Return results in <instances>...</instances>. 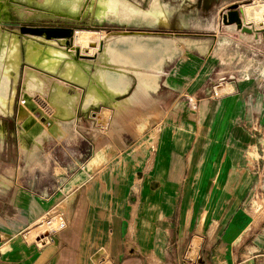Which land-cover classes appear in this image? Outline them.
Returning <instances> with one entry per match:
<instances>
[{"label":"crops","instance_id":"0c3cea01","mask_svg":"<svg viewBox=\"0 0 264 264\" xmlns=\"http://www.w3.org/2000/svg\"><path fill=\"white\" fill-rule=\"evenodd\" d=\"M122 1L145 12L161 5L162 32L186 31L181 17L187 10L219 8L221 15L237 4L253 32L225 26L231 43L264 52V0ZM177 40L185 53L199 47L211 52L206 43L191 40L188 48L180 41L185 39ZM104 62L99 56L78 59L63 72L66 79L82 75L89 107L128 90V73L115 69L118 75L106 79L102 71L111 65ZM164 63L165 57L156 84L137 79L140 89L152 92L114 100L116 110L122 119L136 110L151 112L153 94L169 97L173 91L179 99L144 138L96 142L92 156L66 180L60 200L36 197L20 185L26 162L17 130L12 161L7 142V122L18 109L11 117L0 115V264H264V206L255 208L254 200L264 198V74L235 71L211 87L219 62L196 57L159 84ZM121 119L113 123L114 133L123 127ZM20 161L24 166L17 167ZM10 168L16 171L9 177ZM59 206L64 217H52ZM44 216L52 219L33 235Z\"/></svg>","mask_w":264,"mask_h":264},{"label":"rangeland","instance_id":"374dc122","mask_svg":"<svg viewBox=\"0 0 264 264\" xmlns=\"http://www.w3.org/2000/svg\"><path fill=\"white\" fill-rule=\"evenodd\" d=\"M5 1L7 2L5 6L7 11L0 15V59L6 53L13 35H16L17 51L19 55L17 71L13 70L11 72L10 95L15 91V94L13 95V111L8 114L7 117H11L15 114L14 106L16 111L19 107L20 97L23 90L24 70L31 54L29 40L34 39L42 41L40 38H35L28 34H21L20 29L22 27H75V30L95 32L105 31L113 37L124 33H132V35L136 36L135 34H138L137 32H142V37L144 38L173 39L171 37H176L175 39H185L180 41L186 44L188 48L192 47L194 44L191 40L206 43L210 47L211 52L209 54H203L208 52V49H205L204 47H199L201 53L197 50L185 53L183 48H176L171 58L165 54V63L161 70L162 74L159 78V84L163 76L164 83L166 77L167 81L173 79L171 72L179 63L196 57L203 59L217 58V62L219 63L217 70L212 75V80L210 81L211 87H216L217 85L224 83L225 81L221 80L222 77L235 71H242V73L247 74L248 76L257 73L264 74V52L260 51V53H258V51L251 50L248 48L247 44L242 41H235V43L232 44V33L228 31L230 28L228 29V27H225L221 23L219 8H214L210 12L204 13L197 12L196 10H187L186 16L181 17V26L186 28V31L162 32L161 27L166 26L161 25L163 24L161 22L149 24L138 19L126 21L119 17L100 20L95 11H92L93 7L91 5V0H85L79 7L73 9L68 4H63L60 1L56 2V5L48 6L36 5L27 0ZM42 42L46 43L45 40ZM89 46L95 47L96 44L93 42L90 43ZM179 51H182V53L178 55ZM72 61L73 59L59 62L57 65L58 69L55 70L54 75L56 76V74H58L57 77H59V79H66L63 72H65L68 62ZM103 63H105L104 60ZM105 69L106 71L102 72H104L106 79L107 77H116L118 75L117 72H120L108 65H106ZM93 71L96 72L97 68H93ZM120 73H128L126 75V77H128V90L116 95L115 98L112 99L113 101L106 98L107 102L114 105V100H126L135 92H138L140 95L152 92H146L140 89L138 86V80L134 74L124 71H121ZM218 73H221L222 75L217 76ZM168 74L170 75L169 77ZM15 78L16 80H14ZM172 81L173 84L171 86L174 85V80ZM117 82L118 81L116 80H107V84L115 85ZM215 82H217L216 86L213 85ZM61 87L62 85L59 82H53V88L50 91L53 99L58 96L57 90L59 91ZM86 92V89H84V94H86ZM47 94L48 93L45 92L46 97H49L50 95ZM140 99L145 102L144 98H141V96ZM178 99L179 93L173 91H170L169 97H165V95L162 97L153 94L151 98L148 99V105H153L154 107L151 112L144 113L136 110L122 119L121 112L106 107L108 106L106 102L102 105L88 106L84 108V112L78 114V124H74L72 120H62L59 124L61 131H58V134L56 135L57 137L54 134L52 135L43 132L38 138L40 144H36L37 142L35 143L30 136L21 132V140H24L27 144H25L26 151L25 154H23L26 163L20 161L17 164L18 167L24 166L25 163L20 185L36 197H53L55 200L57 197V199L60 200V196L62 197L64 192L61 191L66 185V180L78 168V166L92 156L93 146L96 142L103 138L113 140L122 138L128 142L144 138L154 130V125L161 120L165 113V107L171 105ZM105 108H107L108 111L105 110ZM38 116H40V114H38ZM94 117L97 119L93 120ZM118 119H121L120 124H122L123 127L116 126V131L114 133L113 127H115V124L113 123ZM16 124L18 129V112L7 122V142L10 146L11 152L9 153L8 161H12V155L16 153L18 136ZM44 133L47 136H45ZM25 138L27 139L25 140ZM56 190L58 193H55ZM254 200L256 201L255 208L264 206L263 197ZM63 211L59 206V208L52 213V217L57 215H62L64 217ZM52 217L48 218L44 216L39 224L31 230L33 231L32 234H42L44 229L40 228V226L43 224L46 225ZM46 227L47 226H44V228ZM103 263L105 262H100V264Z\"/></svg>","mask_w":264,"mask_h":264},{"label":"bare ground","instance_id":"6f19581e","mask_svg":"<svg viewBox=\"0 0 264 264\" xmlns=\"http://www.w3.org/2000/svg\"><path fill=\"white\" fill-rule=\"evenodd\" d=\"M4 1L0 0V15L7 11L5 8L7 2L4 3ZM27 1L36 5L47 6L56 5V2L60 1L73 9L79 7L85 0ZM91 5L92 11H95L100 20L119 17L126 21L138 19L149 24L157 22H164L165 24L166 22V15L161 5H155L149 12L136 9L122 0H91ZM137 33L136 36L132 33H124L113 37L105 31L75 30L74 39L70 46L65 45V40H46L44 37H37L42 41L45 40L46 43H44L30 39L31 54L24 70L23 90L18 107V138L21 140L20 133L22 132L30 136L35 143L37 142L36 144H40L38 138L43 132L56 136L58 131H61L59 124L62 120H72L74 124H78V114L84 112V108L88 107L82 75L73 73L74 75L68 77L67 80L59 79L54 75L57 65L61 61L70 59L76 61L79 58L99 56L103 60H107L113 68L134 74L140 84L145 86L149 83L156 84L157 69L162 64L165 54L169 58L172 57L178 47V40L144 38L142 32ZM28 35L36 38V36ZM93 42L96 46H89ZM18 65L16 35H13L6 53L0 59V115L2 116H7L13 111L15 91L10 95L11 72L17 71ZM53 82H59L62 85L61 89L57 90L58 96L54 99L50 92L53 88ZM45 92L50 96L46 97ZM106 103L108 108H117V105L107 101ZM105 110L108 111L107 108ZM96 119L93 118V120ZM45 136L47 135L45 134ZM25 143L24 140L20 142L21 153L26 151ZM15 171L10 168L6 171V175L13 176Z\"/></svg>","mask_w":264,"mask_h":264},{"label":"water","instance_id":"95a60500","mask_svg":"<svg viewBox=\"0 0 264 264\" xmlns=\"http://www.w3.org/2000/svg\"><path fill=\"white\" fill-rule=\"evenodd\" d=\"M239 5H231L220 15L221 23L224 26L236 25V29L241 33L251 34V27H248L241 17ZM75 27H22L21 34H30L36 37H44L46 40H65V45L70 46L75 35Z\"/></svg>","mask_w":264,"mask_h":264},{"label":"built area","instance_id":"2783aa9c","mask_svg":"<svg viewBox=\"0 0 264 264\" xmlns=\"http://www.w3.org/2000/svg\"><path fill=\"white\" fill-rule=\"evenodd\" d=\"M42 243V242H41ZM43 244V243H42Z\"/></svg>","mask_w":264,"mask_h":264}]
</instances>
